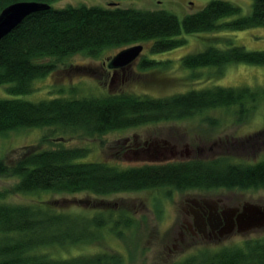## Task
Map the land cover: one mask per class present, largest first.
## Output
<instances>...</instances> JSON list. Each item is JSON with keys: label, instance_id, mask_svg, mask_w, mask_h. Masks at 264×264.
<instances>
[{"label": "trees", "instance_id": "trees-1", "mask_svg": "<svg viewBox=\"0 0 264 264\" xmlns=\"http://www.w3.org/2000/svg\"><path fill=\"white\" fill-rule=\"evenodd\" d=\"M18 1H38L48 4L49 8L30 14L0 41V85H8V91L13 94L31 93L35 80L51 75L59 62L76 54L99 59L109 49L120 50L137 44L144 45L143 51L148 44L151 52L163 53L183 46L187 34L264 26V0H253L248 15L224 22L220 20L241 12L239 4L211 0L199 11L181 19L165 9L123 6V0H110L107 7L69 5L64 8L52 6L57 0H0V13ZM141 56L138 61L142 68L162 64L172 69V60L157 61ZM230 63L264 65V50L211 45L182 56L179 66L185 69L215 66L220 76ZM155 72L137 75L145 79ZM262 107L264 87L257 86L215 85L164 97L107 93L82 97L63 95L40 101L0 99V133L33 127L50 130L38 146H23L13 151L14 158L0 159V177L17 180L11 189L0 190V264H119L122 257L118 252L76 254L74 250L99 239L109 224L120 238L125 236V229L137 224L125 212L115 217L119 210L109 207V201L118 193L161 188L179 191L264 188V125L240 142L242 149L245 142L252 141L256 147L253 154L260 155L257 159L247 161L215 154L129 167L104 160L80 161L90 149L64 146L66 133L76 132L79 137L93 140L111 132L192 119L210 111H220L232 122L242 124ZM57 132L63 135L50 137ZM46 141L56 146L42 148L41 144ZM215 143L217 149L222 147ZM116 145L122 149L126 146L120 141ZM10 193L32 196L33 200L4 201ZM42 194L70 196L61 201L41 199ZM79 194L85 197H78ZM87 204L90 206L86 207ZM70 208L79 213L66 211ZM177 264H264V237L246 239L218 250L201 249Z\"/></svg>", "mask_w": 264, "mask_h": 264}, {"label": "rangeland", "instance_id": "rangeland-1", "mask_svg": "<svg viewBox=\"0 0 264 264\" xmlns=\"http://www.w3.org/2000/svg\"><path fill=\"white\" fill-rule=\"evenodd\" d=\"M210 1L123 0L121 2L123 6L128 7L165 9L183 19L188 14L199 11ZM230 1L239 4L241 12L235 16L225 17L220 22L248 15L252 10L253 0ZM109 2L110 0H57L51 4L55 8H64L69 5L107 7ZM185 36L187 42L183 46L163 53H153L148 48V44L145 45L142 55L157 61L172 60V69H167L162 64L142 68L137 60L125 72V76L120 71L119 76L116 77L113 69L108 65V59L115 55L119 49H109L99 59L89 58L84 54H76L59 62L57 70L51 75L35 80L34 89L31 93L13 94L8 91V85H0V99L21 98L40 101L63 95L82 97L107 93L149 94L154 97H164L190 89H202L215 85L264 87V65L230 63L226 65L224 73L220 76H218L219 70L215 66L197 69H185L179 66L182 56L202 51L211 45L219 47L239 45L248 50H264V26L216 33H193ZM78 66L79 69H76ZM152 67L155 68L149 69ZM81 68L89 72L82 71ZM92 70L95 71L94 74ZM153 71L156 72L145 79L138 76L149 75ZM168 71H172V73H168ZM150 77L151 80H149ZM206 115H211V119H207L208 116L206 117ZM263 125L264 107L256 110L242 124L232 122L231 118H227V114H222L220 111H210L192 119L148 124L129 130L111 132L104 137L93 140L79 137L76 132L65 135L57 132L50 134V137L56 138L59 135L65 136V139L67 137L65 141H62L66 147H88L90 152L80 161L97 162L104 160L119 167L138 166L145 163H165L215 154L234 156L248 161L252 158L257 159L260 155L255 153L256 151L253 154L256 147L252 146V141L245 142L241 147L242 149H240V142L251 136L249 134H253ZM45 132L49 134L50 130L43 127H33L0 133V159L14 158L16 154L13 151L23 146L31 144L38 146L40 139L46 134ZM145 139H150L154 143L159 142L162 148H168V150H175L176 148L177 154L161 160H149L143 156L135 158L128 148ZM119 141L125 143L124 149L117 147L116 144ZM163 141L167 143L164 144ZM215 142L222 147L217 149ZM55 146L49 141L41 144L42 148ZM16 181L15 177H0V190L11 189ZM198 195L210 197L224 195L231 202L243 203L247 201L264 204V188L219 189L214 191H179L174 188H161L118 193L111 196L109 201V207L114 208L115 211L119 210L115 217L121 212H125L131 215L137 224L130 229H125V236L121 238L110 229L112 224H109L102 230L99 239L88 244H81L73 249L76 254L118 252L122 257L119 264H177L201 249L218 250L226 246L241 244L246 239L264 237V227H261L243 234H235L224 241L210 242L192 238H186L182 241L179 233L182 217L178 208L185 205L184 198L187 196ZM69 196L42 194L40 198H59L62 201ZM78 197L85 196L79 194ZM32 200V196L18 193H10L4 199V201L11 203H26ZM89 200L93 201L92 198ZM88 206L90 204L86 205V207ZM66 211L79 213L74 208L66 209Z\"/></svg>", "mask_w": 264, "mask_h": 264}, {"label": "flooded vegetation", "instance_id": "flooded-vegetation-1", "mask_svg": "<svg viewBox=\"0 0 264 264\" xmlns=\"http://www.w3.org/2000/svg\"><path fill=\"white\" fill-rule=\"evenodd\" d=\"M128 69L130 68L127 67L123 70L117 69L115 76H119L120 71H122L124 75ZM155 145L156 144L150 139H145L136 142L128 149L130 152L137 151L139 152L138 154H143L145 157L152 160L167 158L177 154L176 149L173 152H165L161 148H156ZM184 203L185 205L183 207L178 208L182 217L179 226V233L182 241L186 238H192L194 240L201 239L210 242H218L227 240L235 234L244 233L239 229L238 218L245 204L250 202H231V200L224 195H219L218 197L198 195L187 196L184 198ZM254 204L264 209V204ZM230 224H234V229L231 233H227L226 231Z\"/></svg>", "mask_w": 264, "mask_h": 264}, {"label": "water", "instance_id": "water-1", "mask_svg": "<svg viewBox=\"0 0 264 264\" xmlns=\"http://www.w3.org/2000/svg\"><path fill=\"white\" fill-rule=\"evenodd\" d=\"M49 8L48 4L38 1H18L5 7L0 13V41L6 37L11 31H13L21 22H23L30 14L40 11L42 9ZM144 49L143 44L132 45L123 49H120L115 55L108 59L109 67L114 69V76L117 73V69L131 68L133 63L138 60ZM166 144L167 142L164 141ZM156 148H161L165 152H173L175 150H168V148H162L158 142ZM176 149V148H175ZM135 158L144 157L139 152H131ZM147 158V157H146ZM149 159V158H147ZM164 158H157L154 160H161ZM152 160V159H149ZM239 229L241 232H249L251 230L264 227V209L254 203H247L243 207V211L239 216ZM234 229V224H230L227 229V233H231Z\"/></svg>", "mask_w": 264, "mask_h": 264}]
</instances>
